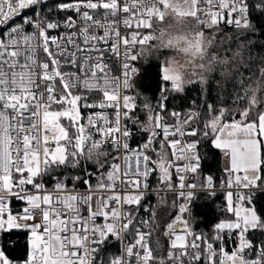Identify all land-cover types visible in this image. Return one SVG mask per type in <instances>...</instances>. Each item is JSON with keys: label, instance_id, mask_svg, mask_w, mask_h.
Masks as SVG:
<instances>
[{"label": "snow or ice", "instance_id": "snow-or-ice-1", "mask_svg": "<svg viewBox=\"0 0 264 264\" xmlns=\"http://www.w3.org/2000/svg\"><path fill=\"white\" fill-rule=\"evenodd\" d=\"M255 16L264 0H0V264H264ZM172 17L208 71L185 86L165 61L149 95L139 62ZM194 85L200 101L169 106ZM205 144L221 176L203 171ZM198 191L223 197L200 231ZM18 230L21 261L10 258Z\"/></svg>", "mask_w": 264, "mask_h": 264}, {"label": "trees", "instance_id": "trees-1", "mask_svg": "<svg viewBox=\"0 0 264 264\" xmlns=\"http://www.w3.org/2000/svg\"><path fill=\"white\" fill-rule=\"evenodd\" d=\"M178 17H172V21H177ZM254 22L260 29V34L257 37L258 40L264 41V16H255ZM181 24V23H180ZM184 28L185 24L182 25ZM160 27V26H159ZM187 28V27H186ZM257 51L264 53V45H255ZM146 52V50L144 51ZM157 51L154 53H148L144 57V62L140 61L141 74L138 77L139 87L152 95L156 92V85L159 84L160 68L163 65L165 54L164 52ZM201 61V60H200ZM208 71L207 68L201 69V72ZM189 86V85H188ZM216 89L214 86H210L208 100L210 103L216 102ZM200 101V90L198 86H191L186 89L185 94H174L169 101V106L176 109H185L191 105V101ZM138 142V138L134 143ZM204 153L203 171L211 172L216 176H221L222 172V158L220 153L212 149L210 145L205 144L201 149ZM155 202V201H154ZM260 203H264V199H261ZM223 204L222 195L211 197L208 194H198L192 204V211L194 216L198 218L197 225H194L198 231L210 229L211 225L219 218L217 212V206ZM165 206V205H162ZM15 246L11 250L10 258L17 261H21L26 255L27 237L22 231H14ZM106 253L118 252L116 242H112L105 246Z\"/></svg>", "mask_w": 264, "mask_h": 264}, {"label": "rangeland", "instance_id": "rangeland-1", "mask_svg": "<svg viewBox=\"0 0 264 264\" xmlns=\"http://www.w3.org/2000/svg\"><path fill=\"white\" fill-rule=\"evenodd\" d=\"M174 2L181 3L182 0H174ZM183 24V21L178 18L177 21L171 20L169 24L160 26L164 35L157 34L156 45L151 49H146V52L144 50L143 58L148 53L163 51L165 54L163 64L166 61L167 66L180 74L183 84L188 86L191 84L192 79L195 78L196 73L201 72V68L197 67L200 64L201 57L199 55L193 56L190 51H186L188 48L187 38L191 37V32L188 30L187 24H185L187 28H184ZM169 40L173 41L172 45L168 44ZM158 211L160 212V216L164 217L168 211V207L166 205L159 207Z\"/></svg>", "mask_w": 264, "mask_h": 264}, {"label": "built area", "instance_id": "built-area-1", "mask_svg": "<svg viewBox=\"0 0 264 264\" xmlns=\"http://www.w3.org/2000/svg\"><path fill=\"white\" fill-rule=\"evenodd\" d=\"M135 144V143H134ZM201 193H203V194H207V193H205V192H197L196 193V196L198 195V194H201ZM165 195V197H166V199H168L169 201L171 200V194L170 193H165L164 194ZM193 204V203H192ZM12 207H13V210L14 211H19L20 209H21V207H22V205H21V203L20 202H14L13 204H12ZM18 231H22V230H18ZM23 232V231H22ZM116 247L118 248V250H119V244H118V242H116ZM229 247H231V245H229Z\"/></svg>", "mask_w": 264, "mask_h": 264}, {"label": "crops", "instance_id": "crops-1", "mask_svg": "<svg viewBox=\"0 0 264 264\" xmlns=\"http://www.w3.org/2000/svg\"><path fill=\"white\" fill-rule=\"evenodd\" d=\"M222 167H223V161H222ZM168 200V199H167ZM160 207H163L162 205ZM158 213L160 214V212L158 211Z\"/></svg>", "mask_w": 264, "mask_h": 264}]
</instances>
